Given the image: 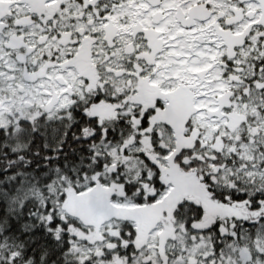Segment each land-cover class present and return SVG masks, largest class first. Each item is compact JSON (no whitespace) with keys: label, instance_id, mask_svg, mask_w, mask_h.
<instances>
[{"label":"snow or ice","instance_id":"snow-or-ice-1","mask_svg":"<svg viewBox=\"0 0 264 264\" xmlns=\"http://www.w3.org/2000/svg\"><path fill=\"white\" fill-rule=\"evenodd\" d=\"M0 264H264V0H0Z\"/></svg>","mask_w":264,"mask_h":264}]
</instances>
